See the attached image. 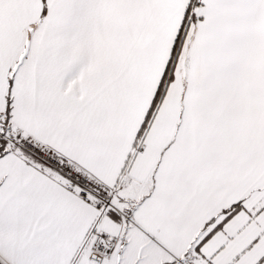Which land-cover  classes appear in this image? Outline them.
<instances>
[{
	"label": "snow or ice",
	"instance_id": "1",
	"mask_svg": "<svg viewBox=\"0 0 264 264\" xmlns=\"http://www.w3.org/2000/svg\"><path fill=\"white\" fill-rule=\"evenodd\" d=\"M0 264H264V0H0Z\"/></svg>",
	"mask_w": 264,
	"mask_h": 264
}]
</instances>
